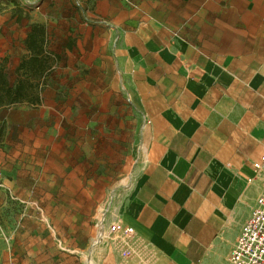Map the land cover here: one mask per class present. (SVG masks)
<instances>
[{"label": "rangeland", "instance_id": "374dc122", "mask_svg": "<svg viewBox=\"0 0 264 264\" xmlns=\"http://www.w3.org/2000/svg\"><path fill=\"white\" fill-rule=\"evenodd\" d=\"M43 1L0 0V67L11 82L31 22L46 26L58 55L40 105L0 108V264H156L142 240L110 230L144 116L106 60L109 35L90 26L135 21L208 56L255 52L262 62L264 0H109L100 14Z\"/></svg>", "mask_w": 264, "mask_h": 264}, {"label": "crops", "instance_id": "0c3cea01", "mask_svg": "<svg viewBox=\"0 0 264 264\" xmlns=\"http://www.w3.org/2000/svg\"><path fill=\"white\" fill-rule=\"evenodd\" d=\"M69 1L78 12L109 6ZM118 21L90 27L109 35L106 60L144 119L134 173L112 219L133 228L156 264H234L230 252L262 190L264 164L256 175L253 163L264 156V58L208 56L186 40L183 47L178 37Z\"/></svg>", "mask_w": 264, "mask_h": 264}, {"label": "trees", "instance_id": "16d2710c", "mask_svg": "<svg viewBox=\"0 0 264 264\" xmlns=\"http://www.w3.org/2000/svg\"><path fill=\"white\" fill-rule=\"evenodd\" d=\"M22 18L17 15V18ZM25 54L15 69L17 78L11 82L8 73L0 69V108L42 103V92L46 78L58 59V55L48 50L47 28L44 24H30L24 39Z\"/></svg>", "mask_w": 264, "mask_h": 264}, {"label": "built area", "instance_id": "2783aa9c", "mask_svg": "<svg viewBox=\"0 0 264 264\" xmlns=\"http://www.w3.org/2000/svg\"><path fill=\"white\" fill-rule=\"evenodd\" d=\"M264 156L253 163L256 175L262 170ZM254 179L250 177L249 180ZM262 190L249 219L242 226L229 259L234 264H264V175L261 177ZM110 230L115 234L131 235L133 228L120 220H114Z\"/></svg>", "mask_w": 264, "mask_h": 264}, {"label": "bare ground", "instance_id": "6f19581e", "mask_svg": "<svg viewBox=\"0 0 264 264\" xmlns=\"http://www.w3.org/2000/svg\"><path fill=\"white\" fill-rule=\"evenodd\" d=\"M130 178V177H129ZM110 207V202L108 203V207L107 209ZM105 216V215H104ZM105 219V217H103V220ZM107 234V233H106ZM102 235H103V231H102V227L100 228V237L95 239L92 246L94 247L95 245H97L100 241H102ZM89 264H92L91 259L89 258Z\"/></svg>", "mask_w": 264, "mask_h": 264}]
</instances>
